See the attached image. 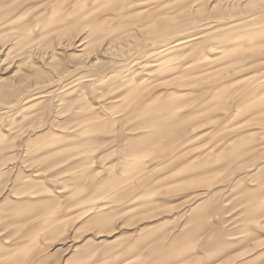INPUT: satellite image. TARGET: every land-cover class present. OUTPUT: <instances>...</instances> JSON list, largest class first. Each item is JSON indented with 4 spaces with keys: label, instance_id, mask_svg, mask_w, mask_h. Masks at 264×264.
Listing matches in <instances>:
<instances>
[{
    "label": "rangeland",
    "instance_id": "rangeland-1",
    "mask_svg": "<svg viewBox=\"0 0 264 264\" xmlns=\"http://www.w3.org/2000/svg\"><path fill=\"white\" fill-rule=\"evenodd\" d=\"M0 264H264V0H0Z\"/></svg>",
    "mask_w": 264,
    "mask_h": 264
},
{
    "label": "bare ground",
    "instance_id": "bare-ground-1",
    "mask_svg": "<svg viewBox=\"0 0 264 264\" xmlns=\"http://www.w3.org/2000/svg\"><path fill=\"white\" fill-rule=\"evenodd\" d=\"M109 1H111V0H109ZM62 44H63V43H62ZM32 49H33V48H32ZM32 49H31V50H32ZM98 49H99V48H98ZM169 49H170V48H169ZM90 63H91V62H90ZM100 72H101V73H104V70H100ZM52 221H53V219H52ZM45 222H46V223H45ZM49 222H51V219H47V221L45 220V221H44V224L46 225V224H48Z\"/></svg>",
    "mask_w": 264,
    "mask_h": 264
}]
</instances>
